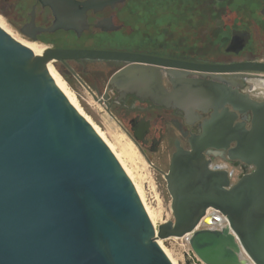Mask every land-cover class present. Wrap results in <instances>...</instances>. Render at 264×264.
<instances>
[{
	"label": "water",
	"instance_id": "water-1",
	"mask_svg": "<svg viewBox=\"0 0 264 264\" xmlns=\"http://www.w3.org/2000/svg\"><path fill=\"white\" fill-rule=\"evenodd\" d=\"M37 53L0 26V264H174L159 243L171 238L187 240L184 264H264V102L229 85L182 84L179 93L214 113L193 140V151L179 147L166 174L174 220L155 226L120 161L47 64L88 58L186 65L117 51ZM186 67L264 71L260 63ZM133 72L129 67L112 81ZM248 111L251 126L235 124L238 113ZM209 147L228 150L231 159L255 168L231 184L227 172L209 168ZM209 208L229 226L196 229L204 217L209 225L215 222L206 215Z\"/></svg>",
	"mask_w": 264,
	"mask_h": 264
},
{
	"label": "flooded vegetation",
	"instance_id": "flooded-vegetation-1",
	"mask_svg": "<svg viewBox=\"0 0 264 264\" xmlns=\"http://www.w3.org/2000/svg\"><path fill=\"white\" fill-rule=\"evenodd\" d=\"M88 1L0 0V16L22 40L38 49L117 51L186 66L264 64V0H251L253 5H233V0H192L185 11L169 21L163 3L153 6L148 0H113L88 7ZM51 4L60 9L55 10ZM182 7L177 5L176 12ZM61 18L67 21L56 27ZM53 63L65 81L88 91L106 108L165 179L167 187L166 174L179 147L193 151V140L203 133V124L214 113L213 108L203 110L205 104L178 92L184 82L229 85L264 102V71H202L122 59H63ZM129 67L133 73L112 81ZM225 107L233 110L230 104ZM242 122L250 127L253 113H238L235 124ZM235 145L231 143V147ZM204 154L209 168L227 172L231 184L255 168L231 159L228 150L209 147ZM209 215L214 221L220 217L214 209Z\"/></svg>",
	"mask_w": 264,
	"mask_h": 264
},
{
	"label": "rangeland",
	"instance_id": "rangeland-1",
	"mask_svg": "<svg viewBox=\"0 0 264 264\" xmlns=\"http://www.w3.org/2000/svg\"><path fill=\"white\" fill-rule=\"evenodd\" d=\"M148 1L153 6L160 3L166 4V16L168 21L174 17V14H179L182 11H185L186 6H190L192 2V0ZM240 2L253 5L251 0H233L231 3L237 5ZM177 5L183 6L179 12H176ZM8 27L11 28L15 34L17 33L11 26L8 25ZM17 35L19 36L18 33ZM35 44L39 48H43V46L37 43ZM66 83L76 94L84 112L90 116L93 122L99 127L100 131L104 134L105 142L108 145H111L113 153H117L119 156L118 158L115 154L123 168L126 169L125 171L128 172L127 174L133 181L135 187L137 185L142 191L141 193L143 194L144 199L143 203L147 205V208L153 214L156 225L159 226L167 221L174 220V214L171 208L172 197L168 191L165 179L155 170L135 142L125 134L124 130L118 122L111 117L104 106L95 101L88 91L80 87L75 88V86L67 81ZM161 244L177 264H184L185 253L188 251L189 246L185 238L161 240Z\"/></svg>",
	"mask_w": 264,
	"mask_h": 264
},
{
	"label": "bare ground",
	"instance_id": "bare-ground-1",
	"mask_svg": "<svg viewBox=\"0 0 264 264\" xmlns=\"http://www.w3.org/2000/svg\"><path fill=\"white\" fill-rule=\"evenodd\" d=\"M0 26L5 29L11 36H13L16 40L22 42L23 44L27 45L28 47L34 49L35 51H37V54H42L44 49H38L35 48L34 45L31 42L22 40L20 36L17 35V33L15 34L14 31L11 30V28L8 27V25L6 24V21H4V19L0 16ZM47 67L49 69V72L51 74V76L53 77V79L57 82V84L59 85V87L61 88V90L65 93V95L67 96V98L69 99V101L73 104V106L92 124V126L95 128V130L99 133V135L105 140L104 138V134L100 131L99 127L93 122V120L90 118L89 115H87L84 112V109L81 107L76 94L73 92V90L70 89V87L68 86V84L66 83V81L64 80V78L61 76V74L57 71V69L55 68V65L53 63V61H50L47 64ZM264 84V82H263ZM111 147V145H109ZM125 148V147H124ZM111 149L113 150V148L111 147ZM123 150V149H122ZM127 150V149H125ZM128 153V152H127ZM117 155V153H115ZM118 156V155H117ZM119 158V156H118ZM126 170V169H125ZM128 173V172H127ZM137 190L140 194L141 199L144 202L143 199V194L141 193L142 191L139 189V187L136 185ZM145 204V203H144ZM146 210L149 213V216L153 222V224L155 226L156 222L154 220V216L153 214L149 211V209L147 208V205L145 204ZM160 245L161 244V240H159ZM165 252L168 254V256L171 258V260L173 261L174 264H177V262L171 257V255L169 254V252L164 248Z\"/></svg>",
	"mask_w": 264,
	"mask_h": 264
},
{
	"label": "built area",
	"instance_id": "built-area-1",
	"mask_svg": "<svg viewBox=\"0 0 264 264\" xmlns=\"http://www.w3.org/2000/svg\"><path fill=\"white\" fill-rule=\"evenodd\" d=\"M213 208H209L207 210L206 215L210 214V211ZM215 210V209H214ZM220 215L221 221H215L213 224L209 225L205 222V217L200 221V223L197 225L196 229H204V228H213V229H223L227 226H229V221L227 220V218L222 215L219 211H217ZM190 250V246H188V251Z\"/></svg>",
	"mask_w": 264,
	"mask_h": 264
}]
</instances>
